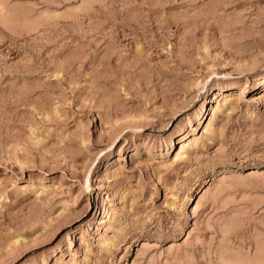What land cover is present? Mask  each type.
<instances>
[{
    "label": "rangeland",
    "instance_id": "rangeland-1",
    "mask_svg": "<svg viewBox=\"0 0 264 264\" xmlns=\"http://www.w3.org/2000/svg\"><path fill=\"white\" fill-rule=\"evenodd\" d=\"M263 91L264 0H0V264H264Z\"/></svg>",
    "mask_w": 264,
    "mask_h": 264
},
{
    "label": "bare ground",
    "instance_id": "bare-ground-1",
    "mask_svg": "<svg viewBox=\"0 0 264 264\" xmlns=\"http://www.w3.org/2000/svg\"><path fill=\"white\" fill-rule=\"evenodd\" d=\"M263 94V96H264V91L262 92ZM205 108V107H204ZM206 112V111H205ZM194 138V137H193ZM186 147V143H185V141H181L180 142V148H179V151H182L184 148ZM100 193V192H99ZM104 195V194H103ZM100 197H101V195H100ZM105 197V196H104ZM98 198V197H97ZM105 200V199H104ZM100 201V200H99ZM102 202V201H101ZM103 203V202H102ZM100 204V203H99ZM105 204V203H104ZM109 204V203H108ZM103 205V204H102ZM101 205V206H102ZM107 205V204H106ZM106 205H103V207H104V210H105V208H108V206L107 207H105ZM98 206V205H97ZM101 208V207H100ZM98 209V208H97ZM106 211V210H105ZM108 211H110V208H109V210ZM99 212V211H98ZM96 213H97V211H96ZM101 213V212H100ZM93 215V214H92ZM96 215V214H95ZM104 215V214H103ZM97 216V215H96ZM94 217V216H93ZM92 220V219H91ZM90 221V220H89ZM88 221V222H89ZM93 223V222H92ZM91 224V223H90Z\"/></svg>",
    "mask_w": 264,
    "mask_h": 264
}]
</instances>
